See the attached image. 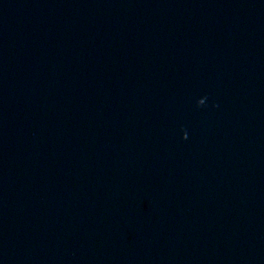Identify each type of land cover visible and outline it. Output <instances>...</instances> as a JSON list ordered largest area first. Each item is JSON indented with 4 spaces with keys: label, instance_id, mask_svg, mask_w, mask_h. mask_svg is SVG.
<instances>
[{
    "label": "water",
    "instance_id": "water-1",
    "mask_svg": "<svg viewBox=\"0 0 264 264\" xmlns=\"http://www.w3.org/2000/svg\"><path fill=\"white\" fill-rule=\"evenodd\" d=\"M0 264H264V32L0 52Z\"/></svg>",
    "mask_w": 264,
    "mask_h": 264
}]
</instances>
